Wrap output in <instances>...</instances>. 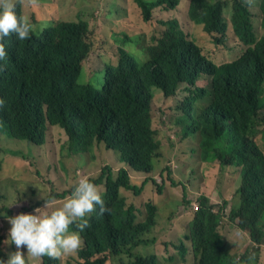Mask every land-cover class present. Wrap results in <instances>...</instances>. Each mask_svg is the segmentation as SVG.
Here are the masks:
<instances>
[{"label": "trees", "instance_id": "16d2710c", "mask_svg": "<svg viewBox=\"0 0 264 264\" xmlns=\"http://www.w3.org/2000/svg\"><path fill=\"white\" fill-rule=\"evenodd\" d=\"M22 1L27 0L15 3V11L18 16H29ZM73 1H62V11ZM133 1L144 21L159 14L157 33L149 39L141 34L130 36L125 46L114 47L111 39L122 35L116 31L121 23L119 10L110 7L101 18L103 31L97 34L99 18L92 11L82 10L94 23L82 18L81 12L75 19H58L53 13L56 1L38 19L41 31L35 30L32 15L34 31L29 39H5L6 61H0V154L23 160L14 176L27 183L18 186L16 203H26L17 214L42 207L41 196L50 201V208L43 212L59 207L70 195L64 175L59 177L60 192L45 191L33 181L40 173L34 150L45 143L50 129L58 127L63 142L55 156L76 160L77 164H69L75 181L85 176L95 185L108 186L109 211L87 217L95 223L83 230L87 231L82 233L85 243L78 251L57 260L45 256L38 264H108L111 259L116 264H156L154 258L146 259L138 252L155 242L147 235L157 217L170 222L169 215L158 214V203L148 194L154 185L155 196L162 194L167 183L175 192L177 187L183 191L174 194L170 213L176 215L178 208L183 217L191 211L189 222L200 264H243L220 251L229 244L220 224L228 216L249 234L257 249L264 246V0ZM112 14L115 17L110 18ZM197 27L208 33L211 47L200 44ZM108 46L114 48L115 57L103 54L107 55L104 47ZM99 55L106 63L101 89L89 83V78L81 81L87 60ZM182 85L198 95L193 108L192 98L173 108ZM157 118L160 124L170 121L167 128L190 143L191 156L204 161L200 173L192 172V180L185 164L174 160V145L163 149L164 140L170 138L157 128ZM97 147L116 161L94 158ZM215 161L233 168L241 178L231 206L227 201L214 204L201 192L205 173ZM186 180L196 186L197 198L188 197L187 191H195ZM27 187L30 191L24 192ZM123 191L133 198L128 199ZM143 194L149 196L147 200L140 198ZM6 198V193L0 194V199ZM141 199L144 217L140 216ZM8 211L12 216V209ZM0 218L7 221L0 230V258L7 259L16 246L4 243L10 224L5 216ZM71 228L79 231L75 225ZM20 251L26 255L23 246ZM26 264H34L28 256Z\"/></svg>", "mask_w": 264, "mask_h": 264}, {"label": "rangeland", "instance_id": "374dc122", "mask_svg": "<svg viewBox=\"0 0 264 264\" xmlns=\"http://www.w3.org/2000/svg\"><path fill=\"white\" fill-rule=\"evenodd\" d=\"M55 1L57 3V9L53 11V13L58 19L60 17L75 19L81 12L82 18L94 23L95 21L91 19L88 13L82 10L85 9L92 11L91 14L99 18L97 22L98 26L95 28V32L97 34L103 31L101 18L109 12L110 7H112L115 11L119 10L118 16L120 17L119 20H121V23L117 26L116 31H121L122 35L111 39V44L114 47L125 46L124 40L130 36L141 34L144 35L146 39H149L152 35L157 33V28L155 26L158 25L159 14L155 13L150 22L144 21L139 7L133 0H74L72 3L64 7L63 11L62 1L64 0L22 1L20 5L26 9V13L29 16L34 15L36 18V21L34 22L36 31H41L37 29L38 19L40 20L42 17L41 14L53 9ZM109 17L113 18L115 17V14H112ZM196 32L200 44H204L206 47L212 46L208 33L202 27H197ZM231 43H235L233 38ZM104 51L107 52V55L103 53L105 56H110L109 54L111 53L115 57L114 48H112V46L104 47ZM105 65L106 63L100 55L98 57H90L85 65L88 69L82 73L81 81L89 78V83L93 84L96 88L101 89L104 85V74L102 69ZM176 95V103L173 108H175V106L180 102L181 98L185 95V92L181 88ZM155 121L157 128L164 131V134L170 138V140L167 138L164 140L163 149L167 151L171 147V143L174 145V149L177 153L174 160L185 164L186 170L189 174L188 179L192 180V172L194 171V173H200V169L204 165V161L196 159L193 155L191 156L188 150L190 143L186 140H182L181 136L175 135L173 130L167 128V124H172L170 121L164 119L165 124H160L159 118ZM61 138H63L61 129L58 127L52 128L47 132L45 143L41 146H37L34 150L33 156L36 162V168L40 173H37L36 177L33 178V181L37 182V186L45 191L49 190L51 192H60L62 187L59 177L63 175L66 177V184H64L66 186V191L76 182L69 172V164H77L76 160L73 158H61L60 155L55 156V151L61 150L63 142ZM18 146L25 148V144L22 143L18 144ZM106 150L108 152L115 153L113 150ZM92 155L96 159L104 158L111 163L116 161V157L111 154H107L102 147L95 148ZM179 162L178 164H180ZM0 163V194H7L6 199H0V214L8 215L10 213L8 209H12L13 215H16L18 207H21L22 210H24L23 205L26 203L25 200H21L18 201V203L9 206L17 200L18 186L27 184L21 181L20 176H14L16 170L21 168L23 160L13 156L0 154ZM161 167L162 165L159 164L158 169ZM232 169L233 168H229L227 166L223 168L221 164L215 161L206 171V179H203L205 180V185L204 189L201 188V192H205L212 203L218 204L227 201L228 206H231L234 199H237V196L234 194L240 185L241 178L237 177V174L234 175ZM86 176L97 178L90 175ZM176 179L179 180V178ZM189 180H186L187 186L195 192L187 191V195L190 198H197L199 192L195 190L196 186L192 185ZM157 181L161 182L162 179L158 178ZM156 189L157 186H151L148 189V194L156 199L159 206L158 214L161 213L169 215L170 222L164 223L157 217L156 226L153 231L147 235L153 237L157 241L155 243H151V245L148 244L146 248L143 247L142 251L138 253L142 255H150L154 252L158 254L160 264H193L194 257L191 245L190 242L185 239V234L189 230L191 211L189 210L186 212L185 214L189 215L183 217L180 216L178 208L176 210V215H172L170 213L171 206L174 207V194L178 193L179 195H182L183 191L180 187H177L175 192L170 184L167 183L166 187L163 188V193L160 195L156 193L158 196H155ZM29 191V187L24 190V192ZM123 194L126 195L128 199L133 198L132 195L127 192L123 191ZM141 197H144L147 200L149 196H147V194H143L140 198ZM137 199H139V197ZM143 204L144 201L142 200L141 217L146 215ZM6 224L7 221L0 218V230H2ZM220 232L232 244L231 254L236 261H242L243 264H264V246L257 249L256 246L249 240L248 234L241 231L234 222L229 220L228 216L222 217ZM182 241L185 242V247L187 248L184 256L180 252L179 247ZM28 260L34 264H38L42 259L28 256ZM116 262V259H111L108 264H116Z\"/></svg>", "mask_w": 264, "mask_h": 264}, {"label": "clouds", "instance_id": "9594fccd", "mask_svg": "<svg viewBox=\"0 0 264 264\" xmlns=\"http://www.w3.org/2000/svg\"><path fill=\"white\" fill-rule=\"evenodd\" d=\"M19 1L21 0H0V61L2 63L6 61L4 59L7 56L5 39L9 36H15L19 41L27 40L34 31L31 18L27 15L18 16L16 13L15 8ZM2 67L3 65L0 64V70H2ZM7 70L9 71L8 63ZM181 88L184 90L185 95L180 102L183 104L188 98H192L193 108L198 99L195 89L182 85L176 92L178 93ZM107 190L108 186L104 185V183L103 185L100 183L95 185L89 178L84 176L76 180L71 186L70 195L63 200L59 207L42 212L41 209L50 208V201L41 196L44 200V205L35 208L32 212H20L12 216L0 214L5 216L10 224L4 243H14L16 246V251L8 253L7 259L0 258V264H26V256L32 258L46 256L51 260H57L64 255L78 251L81 243H85L82 239V233L86 234L87 231L83 230L87 226L91 228L95 223V221L88 222L87 217L93 212L103 215L109 211L106 196ZM73 225L79 231L72 230L71 226ZM185 239L191 245L194 257L193 264H200V250L197 249L193 240V225L190 222ZM231 245L229 242L224 249H220L222 253L226 254L227 258L232 255ZM21 246L26 248V255L20 251ZM179 247L180 252L184 256L187 251L185 242L182 241ZM151 258L155 259L156 264H160L158 254L153 252V254L146 257V259Z\"/></svg>", "mask_w": 264, "mask_h": 264}]
</instances>
